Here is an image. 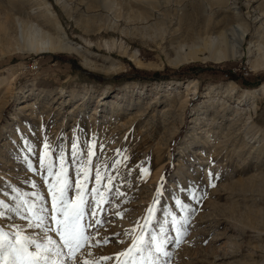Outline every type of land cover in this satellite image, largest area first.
I'll list each match as a JSON object with an SVG mask.
<instances>
[{
	"label": "rangeland",
	"instance_id": "374dc122",
	"mask_svg": "<svg viewBox=\"0 0 264 264\" xmlns=\"http://www.w3.org/2000/svg\"><path fill=\"white\" fill-rule=\"evenodd\" d=\"M19 23L59 32L80 54L16 50ZM3 25L0 200L15 207L16 188L50 209L48 186L58 194L67 180L64 198L87 201L80 264H123L141 235L164 242L160 264H264V0H0ZM221 34L235 38L214 60L200 41ZM48 149L59 175L45 172L46 185ZM14 225L40 233L15 212L0 217Z\"/></svg>",
	"mask_w": 264,
	"mask_h": 264
},
{
	"label": "snow or ice",
	"instance_id": "6c2138e0",
	"mask_svg": "<svg viewBox=\"0 0 264 264\" xmlns=\"http://www.w3.org/2000/svg\"><path fill=\"white\" fill-rule=\"evenodd\" d=\"M71 147L72 157L75 159L78 144L74 141ZM45 148H48L47 144H45ZM51 151L52 149H48V152H41L39 157V171L41 179L45 181L46 185L48 180L44 176L45 172L49 176L59 175L54 171L55 163L48 167L45 166L46 157ZM91 155L92 153L89 151V156L91 157ZM60 160L61 171H64L63 154H61ZM29 170L36 171L31 164ZM209 175L211 176V173ZM95 179L98 182L102 179L98 167ZM108 179L111 181V177ZM32 187L34 189L37 187L35 182ZM69 187V182L65 180L57 194L53 191L54 185L48 186V195L51 197L50 209L46 202L39 203L44 201L43 196L33 192L32 195L35 199L30 202L16 188L12 189L16 193L12 197L15 207L0 200V209H5V211H0V217H5L9 212H15L21 221L27 223L29 230L33 228L40 230L38 235H30L20 225L10 226L11 232L0 227V264H69V261L71 264H80L76 258L77 253L85 247L89 240V236L86 235L87 226L83 223L87 201L82 193L78 194L77 199H65ZM76 188H80L79 181L76 182ZM91 191L95 194L97 189L92 188ZM157 191L159 192V189ZM148 212L151 214L153 209L149 208ZM91 215L94 216L95 212ZM148 222L146 218V223ZM96 223H100V221L96 220ZM173 230L177 232L176 243L179 244L182 234L175 226H173ZM53 231L59 238L58 240L51 235ZM144 231L147 234L146 229ZM146 253L147 255H145ZM153 253L156 254L155 258H153ZM121 255L128 257L123 264H160L159 257L161 255L167 257L168 253L165 251L164 242L160 241L156 235H152L150 240L146 239L145 235H141L138 239H133L131 246ZM83 264H89V261L84 260ZM164 264H168V260H165Z\"/></svg>",
	"mask_w": 264,
	"mask_h": 264
},
{
	"label": "bare ground",
	"instance_id": "6f19581e",
	"mask_svg": "<svg viewBox=\"0 0 264 264\" xmlns=\"http://www.w3.org/2000/svg\"><path fill=\"white\" fill-rule=\"evenodd\" d=\"M45 6L47 8V11H45V14L44 15L41 14L40 16H37L38 18H40V20H42V23H43L42 26L43 27H45V23L53 21V14L51 12H49L48 5L45 4ZM36 26H37V24H36ZM36 26L31 24V23H19L17 25L16 35H15L16 36V38H15L16 42L14 44L16 50H19V51L20 50H28V51L35 52L36 54H42L44 52H46L48 54L49 53H55V52H66V53H73L74 52V53L80 54V51H79L80 48H78L76 45H74L72 43L71 44L74 46L67 45L68 42L65 41L64 37H59V35H60L59 32H57V34H56L57 38L54 39V38L50 37L48 34H46L42 29L37 28ZM7 32H8V29L6 26H4V25L0 26V33H3V35L5 36V34L7 35ZM62 36H64V33H62ZM234 38H235V35H232L230 37V39L227 40L226 35L221 34L215 38L205 37V38L201 39L200 42H201L203 49L209 53V56L211 59L220 60V59L227 57V51L232 46V45H229V43H231V41H233ZM188 55L192 59L196 58L194 53H190ZM185 59H186L185 57L178 56V58H176L175 60H173L169 63L172 66H178L182 62H184ZM89 64H91V63H89ZM138 64H139V62H138ZM15 74H16V72H14L13 75L11 76V80L14 78ZM192 83L195 84L196 82L193 81ZM0 86H3V87L6 86L5 82L3 80H0ZM230 91H232V89ZM25 108L26 107L23 106L19 110L25 109ZM74 109H76V107H74ZM71 113H74V112L72 111ZM97 114L95 113V110H93L91 117H93ZM114 114L115 113H112V115H114ZM241 114L242 113H239V112L235 113V118ZM240 118L241 117H239L237 119V121H239ZM128 120L131 121L128 124L129 127L133 126V122H132L133 118L128 117ZM137 122H138V120H137ZM200 127H201L200 123L195 124V128L193 130V136L194 137L201 135ZM246 127L248 128V125ZM250 129H251V127H250ZM205 134H207V136L202 142H212L213 134L209 131H207Z\"/></svg>",
	"mask_w": 264,
	"mask_h": 264
},
{
	"label": "built area",
	"instance_id": "2783aa9c",
	"mask_svg": "<svg viewBox=\"0 0 264 264\" xmlns=\"http://www.w3.org/2000/svg\"><path fill=\"white\" fill-rule=\"evenodd\" d=\"M34 69L36 68V66L33 67Z\"/></svg>",
	"mask_w": 264,
	"mask_h": 264
}]
</instances>
